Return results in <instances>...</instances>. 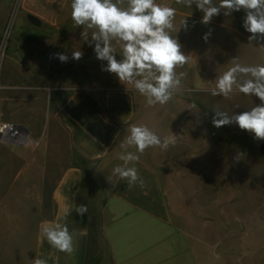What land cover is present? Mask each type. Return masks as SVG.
<instances>
[{"label":"rangeland","instance_id":"374dc122","mask_svg":"<svg viewBox=\"0 0 264 264\" xmlns=\"http://www.w3.org/2000/svg\"><path fill=\"white\" fill-rule=\"evenodd\" d=\"M156 2L177 10L170 34L188 56L176 68L184 76L172 100L152 107L145 100L134 124L148 126L161 138L177 136L167 150L150 147L160 162L169 210L184 230L167 238L175 249L163 253L164 264H264V155L258 150L264 140L235 122L219 128L212 123L213 109L231 116L260 104L235 86L227 98L213 96L212 90L235 63L264 65V39L249 41L243 9L227 16L221 10L204 24L195 4ZM70 5L71 0H0V123L25 131L17 141L0 138V264L32 260L37 225L52 210L50 188L69 156L53 108L70 91L56 88L123 85L102 70L107 62L96 58L94 42L82 39L83 26L74 25ZM28 15L40 24H31ZM112 46L116 59H122V44L112 41ZM79 50V60L61 62L57 55L72 57ZM94 193L87 182L77 206L87 205L88 212L75 211L66 223L69 230L86 232L84 264H100L103 254L95 227L100 199Z\"/></svg>","mask_w":264,"mask_h":264},{"label":"crops","instance_id":"0c3cea01","mask_svg":"<svg viewBox=\"0 0 264 264\" xmlns=\"http://www.w3.org/2000/svg\"><path fill=\"white\" fill-rule=\"evenodd\" d=\"M56 90L70 91L53 108L69 156L51 185L52 210L37 225L33 258L18 264H33L35 258L45 259L47 264H84L85 231L69 230L75 251L68 255L54 249L42 229L57 223L64 225L71 219L87 182L100 199L95 219L96 236L103 246L100 264H164L163 253L173 247L167 244V238L173 233L184 234V230L174 222L169 210L154 151L149 147L140 154L134 147L127 148L140 157L128 166L137 168L145 182L143 186H129L127 180L113 174L116 166H124L119 159L125 152L121 144L146 98L131 84L76 83ZM68 209H72L71 214L65 216ZM176 216L180 221L179 213Z\"/></svg>","mask_w":264,"mask_h":264},{"label":"clouds","instance_id":"9594fccd","mask_svg":"<svg viewBox=\"0 0 264 264\" xmlns=\"http://www.w3.org/2000/svg\"><path fill=\"white\" fill-rule=\"evenodd\" d=\"M177 4L191 7L193 4L203 12L202 23L208 24L221 10L230 15L233 11L243 9L246 16L243 27L252 35L249 41L264 39V0H176ZM71 0V18L75 26H83L82 39L94 42L96 58L106 61L102 70L115 74L123 84H133L134 88L146 98L149 107L156 104L164 105L172 100L181 87L184 73L177 75L176 68L188 62V56L181 50L178 39L170 34L174 30L176 9L161 5L156 0ZM186 24L184 19L181 25ZM91 41H89V31ZM206 34L204 39L207 40ZM112 41L122 44V59L117 60ZM61 62H66L68 56L57 54ZM83 53L72 52V58L79 60ZM249 77L242 82L239 76ZM235 88L244 95L258 97L260 104L240 114L228 113L213 109L215 116L212 123L219 128L235 122L241 130L254 134L257 140H264V65L244 66L235 63L220 75L213 96L222 95L225 98ZM177 136L161 138L146 125H132L121 147L125 152L119 159L124 166H116L113 174L127 180L129 186L137 183L144 185L135 166H128L139 161V155L127 151L134 147L137 153L143 154L149 147H160L167 150L175 145ZM83 216L88 212L87 205H79L75 209ZM72 209L65 212L71 214ZM48 243L60 252L71 255L75 251L74 237L67 224L59 223L45 226L42 229ZM33 264H47V260L35 258Z\"/></svg>","mask_w":264,"mask_h":264},{"label":"built area","instance_id":"2783aa9c","mask_svg":"<svg viewBox=\"0 0 264 264\" xmlns=\"http://www.w3.org/2000/svg\"><path fill=\"white\" fill-rule=\"evenodd\" d=\"M24 129L13 123H0V138L5 141H17L24 136Z\"/></svg>","mask_w":264,"mask_h":264},{"label":"water","instance_id":"95a60500","mask_svg":"<svg viewBox=\"0 0 264 264\" xmlns=\"http://www.w3.org/2000/svg\"><path fill=\"white\" fill-rule=\"evenodd\" d=\"M27 19H28V21H29L31 24H33V25H35V26H38V25L40 24L39 20H38L36 17L32 16V15H28V16H27ZM258 150H259V152H260L262 155H264V144H263V143H261V144L259 145Z\"/></svg>","mask_w":264,"mask_h":264}]
</instances>
